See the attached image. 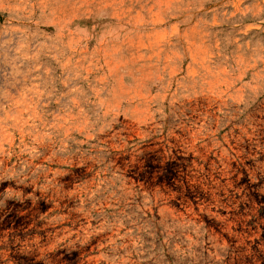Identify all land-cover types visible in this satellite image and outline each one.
<instances>
[{
    "label": "clouds",
    "instance_id": "obj_1",
    "mask_svg": "<svg viewBox=\"0 0 264 264\" xmlns=\"http://www.w3.org/2000/svg\"><path fill=\"white\" fill-rule=\"evenodd\" d=\"M86 256L264 264V0H0V264Z\"/></svg>",
    "mask_w": 264,
    "mask_h": 264
},
{
    "label": "rangeland",
    "instance_id": "obj_2",
    "mask_svg": "<svg viewBox=\"0 0 264 264\" xmlns=\"http://www.w3.org/2000/svg\"><path fill=\"white\" fill-rule=\"evenodd\" d=\"M199 207L200 206L196 207L197 211L199 210ZM183 211L187 212V211H189V208L185 207L183 209ZM248 239H252V234H249ZM84 261H87V262H89V264H91V262H93V257L92 256H86V257H84ZM81 264H84V262L82 261Z\"/></svg>",
    "mask_w": 264,
    "mask_h": 264
}]
</instances>
